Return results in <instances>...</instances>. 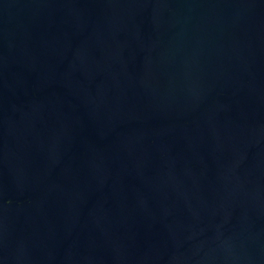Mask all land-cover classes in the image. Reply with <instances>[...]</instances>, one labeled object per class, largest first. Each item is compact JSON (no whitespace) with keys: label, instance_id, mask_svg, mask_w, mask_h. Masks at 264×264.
Segmentation results:
<instances>
[{"label":"water","instance_id":"obj_1","mask_svg":"<svg viewBox=\"0 0 264 264\" xmlns=\"http://www.w3.org/2000/svg\"><path fill=\"white\" fill-rule=\"evenodd\" d=\"M0 264H264V0H0Z\"/></svg>","mask_w":264,"mask_h":264}]
</instances>
